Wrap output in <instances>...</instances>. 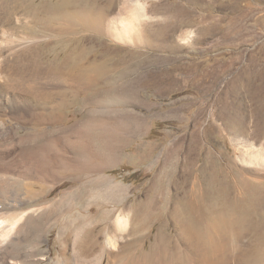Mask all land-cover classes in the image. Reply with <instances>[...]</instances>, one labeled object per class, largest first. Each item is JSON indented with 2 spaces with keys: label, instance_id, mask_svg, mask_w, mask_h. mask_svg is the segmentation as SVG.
I'll list each match as a JSON object with an SVG mask.
<instances>
[{
  "label": "rangeland",
  "instance_id": "obj_1",
  "mask_svg": "<svg viewBox=\"0 0 264 264\" xmlns=\"http://www.w3.org/2000/svg\"><path fill=\"white\" fill-rule=\"evenodd\" d=\"M42 1L0 0V214H23L0 252L16 264H205L195 223L188 218L184 226L176 211L182 208L180 197L191 187L188 201L205 193L200 175L206 170L219 174L229 204L242 205L253 191L264 195V0L115 1V8L102 14L104 27L120 28L123 19L142 23L146 29L137 38L134 30L123 38L100 31L95 22L46 33L36 17L46 7ZM98 14L96 6L91 20ZM131 49L140 52L139 64L124 66L123 77H117L121 66L112 68L114 90L86 102L95 84H80L74 70L51 64L70 51H85L80 68L91 76L94 61ZM84 115L99 127L122 126L129 118L144 126L120 131L126 139L121 144L112 139L109 154L95 148L99 170L57 175L82 168L68 139H83ZM143 148L146 158L137 153ZM130 168L138 171L130 174ZM102 176L118 185L115 196L98 202L86 193L72 195ZM41 185L44 193L34 195L32 189ZM154 194L157 206L166 202V211L150 218L136 247L133 225L142 220L140 205ZM202 203L195 212L190 207L198 219L206 212ZM241 209L223 214L225 264H245L262 242L264 219L243 209L247 221L241 231L244 222H237L236 212ZM218 210L217 204L203 220ZM118 213L127 223L115 224ZM159 226L169 238L164 249L152 260L137 259L136 249L148 252ZM234 229L239 238L230 240ZM250 264H264V258Z\"/></svg>",
  "mask_w": 264,
  "mask_h": 264
},
{
  "label": "bare ground",
  "instance_id": "obj_2",
  "mask_svg": "<svg viewBox=\"0 0 264 264\" xmlns=\"http://www.w3.org/2000/svg\"><path fill=\"white\" fill-rule=\"evenodd\" d=\"M104 1H105V5L100 7L99 0H46V1L43 0L41 3H45L46 7L43 10H40L37 13L36 17L37 19L44 22L45 25H44L43 31L46 33L52 30H56V29L60 31L74 30V26H78V24H80L81 27L91 26L92 22L93 23L95 22L94 25L99 30L100 29L106 30L109 28L104 27V25L107 24V21L105 20V18H103L102 14L104 12L109 13L110 11H112L116 6L115 1L117 0H104ZM96 6H98V9L100 10L101 14L96 15L98 17H96L95 20H91ZM119 21H120L119 22L120 28H118V26L116 25L115 26L113 25L112 29H109L110 31L109 30L108 31L111 34H119V36H121L122 38L124 34H128L131 36L130 31L132 30H134V32L137 33L136 35H133L134 37L136 36L137 38V36L139 37V32L145 31L146 29L145 25H143L142 23H140L142 27H138L137 24L135 25V22L133 23V25H131L132 24L131 21H126L124 19L119 20ZM17 23L20 24L19 22ZM57 23H59V25ZM0 31H1V28H0ZM4 50L5 52H7V54H10L11 56L13 54V53L11 54V52H13L14 49H4ZM84 52L85 51H78L77 55H75L74 53L70 51V54L66 53V56L62 58L61 63H59L60 61L59 62L57 61L56 62L57 64L51 63L52 65H54V68L59 67L58 69L60 70L64 68L63 66L69 67L71 71L70 73H72V70H74V72L78 75V77L74 73L71 74L70 76L73 77L75 75L77 78V81H78V78L80 80L82 79L80 84L87 85L88 81H92V84L93 83L95 84V86L97 87L95 94L88 96L83 102L89 101L93 97L97 98L101 96V94L103 93H109L114 90L115 88L114 86L112 85L109 86L110 78H112L114 75L113 73L110 74L111 72H108V71H111L112 68H114L115 66L116 68L118 67L120 68L121 66V68L118 70L119 75H117V77L118 76L123 77L124 76V71H123L124 66H127L129 62H133L134 64H137V65L139 64L140 52L138 51V49H131L125 55L119 56L118 58H107L104 60L97 59V61H94L90 67V69L95 74L88 76V74L85 72L86 71L85 68L83 67L82 69L80 68V66L82 65L81 61H83L82 54ZM78 53H80V57L78 56ZM75 76H74V79H75ZM105 86H106L105 89H101V87H105ZM61 107H62V103L59 105V109ZM87 116L88 115H84V121L82 122L83 125L80 129L82 131L83 139L81 140L79 139L75 140V139H70V138L68 139L70 147L73 148L74 150L75 157L81 162L80 165L82 168L74 172H68L67 170L65 171L62 170L60 172L58 171L56 172L57 175L59 174L63 176V174H65L66 172L71 173L72 175H77L83 172L99 170L102 167H100V165L94 164L95 155L96 153H98V151L95 153V148L97 149L99 148L101 151H103L104 154H109L111 153L109 150V147H110V141L112 139L117 144H121L126 139V138L124 139V137L122 136H119V133L121 134L120 131L124 132L125 130H127V131H132V132H139L144 126V122L141 123L138 120H132L129 118L127 120V124L125 125L122 124V126L115 127V126L104 125L102 127H99L98 124L96 126L95 122L91 118H88ZM95 129H96V132H95ZM49 130L41 132L42 135L41 134L40 135L42 136V138L46 139V136L50 134L51 132ZM44 144H45V141L44 143H42V145L44 146ZM104 154H102L101 156L103 157ZM46 165H47V162L41 165L44 171L43 174H45L47 170V168H45ZM202 173L203 174L200 175L201 176L200 180L202 182V190L205 193L201 197L195 199L194 201H190V200L188 201L189 196L193 195V190L191 187L188 191V194L184 193V195L180 197L179 201H178V197L176 196L175 202L178 201V204L180 203L182 207L180 210L176 209V211L179 213V215L184 220V226H187L191 221L195 223L196 230L194 231L200 241V245L203 248L202 259L205 262V264H225L224 262H226V258H225L224 253L226 252L227 245L225 244L224 246L223 237H224V234L226 233L227 223L223 217V214L230 213L232 210V207L242 206V209L236 212L238 213L237 222H241L242 220L244 222L243 223L244 225L240 228V230L243 231L246 225V221H247V220L244 221V219H242L244 217V216L242 217L243 209L246 214L253 215L257 219L258 217L260 219H264V195L259 196L256 192L253 191L251 195L247 197L245 196L243 201L240 200L242 202V205H240L236 201H232V204H229L225 201L226 199V189L224 186L225 183L223 182L222 184L219 174L214 173L213 171H207V170L203 171ZM0 176H4V175H0ZM2 178L4 179V177ZM108 180H109L108 178H104V176H102V177H99L98 179L88 182V184L83 185L84 187L82 186V188L79 190L80 196H83L84 193H86L88 196L93 195L96 198L95 201H98V202L100 201L103 202L102 198L106 199V198H110L112 195L115 196L116 190L119 187L118 185H115V184H109ZM30 186L31 188H33V184ZM232 188L234 189L235 186L234 187L232 186ZM44 190H45V187L41 185L36 192L34 189H32V193L37 196V195L43 194ZM234 191H235V199L239 200L241 197L239 196V192L235 189ZM231 194L234 196L233 191ZM156 198H157V195L154 194L153 198L146 200L140 205L142 208L140 209L141 212L139 211L140 220L141 218L142 220L136 225H133V231H134L135 237H134V241L132 244L136 247L137 245H139L138 238L142 236L140 235V231L146 226V224L149 221H151L150 218H152V216L154 217L155 214L159 215L166 211V208H167L166 202L162 201L157 206L156 201H155ZM201 200H204V201H201ZM202 202H205L207 204V206L204 208L206 209V212L203 214V218L208 212L212 211L214 206H216V209H217V204L219 205V208H220V210L217 211L219 216L218 215L213 216L210 213L207 216L211 218V220L205 221L203 220V218L198 219V217H196V215H194L193 212L190 210V207H193V210L195 212L196 208H198L199 206L201 207V205L203 204ZM9 208H11V204H9ZM25 210L23 211V213H25ZM26 212H30V211H26ZM1 215L2 214H0V247L2 248L3 246V251H4V245L8 243L9 237L11 236L13 230L16 229L15 227H17L19 223V219L22 217L23 214L21 215L20 212H17V213L12 212L9 214H4V216H1ZM125 216L126 215H123V214L121 215L120 213H118V215L115 218V224L120 225V224L127 223ZM102 217H104V214ZM188 218L190 219V222H187ZM254 222L255 221L250 222L251 225H253ZM261 222L263 224L262 228L264 229V222L263 221ZM162 232H164L163 228L159 226L156 237H155V241L153 245H151L148 252L143 251V249L139 247L136 249V252L138 253V256H139V258L137 259L152 260L157 251H161L164 249L165 247L164 242L167 241L169 238L165 237L162 234ZM238 238H239V232L236 229H234V232L231 234L230 240L238 239ZM259 238L262 242L259 245L258 244L256 245V248L253 250L252 253L251 251L249 252L251 254L248 257V259L243 260L245 264H250L252 260L253 261L255 260V263L256 261L261 262L262 259L264 258V232L262 234H259ZM133 245H131V247ZM89 249H91V246L89 247ZM240 253L241 252H239L238 254ZM14 261L15 260L8 258V255L6 253H2V251L0 252V264H16V262Z\"/></svg>",
  "mask_w": 264,
  "mask_h": 264
},
{
  "label": "crops",
  "instance_id": "obj_3",
  "mask_svg": "<svg viewBox=\"0 0 264 264\" xmlns=\"http://www.w3.org/2000/svg\"><path fill=\"white\" fill-rule=\"evenodd\" d=\"M137 153H141V154H143L144 157H147V156H148L147 148L140 149V150H138ZM139 155H140V154H139ZM94 162H96V160H95ZM137 171H138L137 168H130V170H129L130 174L136 173ZM75 192H76L78 195H80V194L78 193L79 190H77V191H73V192H72V195L75 194Z\"/></svg>",
  "mask_w": 264,
  "mask_h": 264
}]
</instances>
